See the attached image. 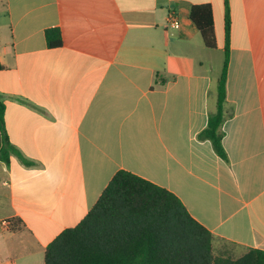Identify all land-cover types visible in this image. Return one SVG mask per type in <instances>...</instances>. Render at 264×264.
<instances>
[{"label":"crops","instance_id":"obj_1","mask_svg":"<svg viewBox=\"0 0 264 264\" xmlns=\"http://www.w3.org/2000/svg\"><path fill=\"white\" fill-rule=\"evenodd\" d=\"M226 3L223 160L199 134L217 109ZM202 4L214 50L190 20ZM0 63L7 135L30 162L0 161V264H45L119 171L176 195L213 249L264 251V0H0Z\"/></svg>","mask_w":264,"mask_h":264},{"label":"trees","instance_id":"obj_2","mask_svg":"<svg viewBox=\"0 0 264 264\" xmlns=\"http://www.w3.org/2000/svg\"><path fill=\"white\" fill-rule=\"evenodd\" d=\"M190 20L207 49L217 48L212 6L195 5ZM230 9L225 10V59L217 87V109L199 134L216 154L227 160L223 146L227 80L230 62ZM52 50L63 45L59 29L45 32ZM3 66L0 63V71ZM5 105L0 100V161L12 156L30 164L11 144L5 127ZM18 223L11 221L12 229ZM214 237L188 212L181 200L141 177L119 171L85 219L61 233L46 249L45 264H264V251L248 250L239 258L216 255Z\"/></svg>","mask_w":264,"mask_h":264},{"label":"rangeland","instance_id":"obj_3","mask_svg":"<svg viewBox=\"0 0 264 264\" xmlns=\"http://www.w3.org/2000/svg\"><path fill=\"white\" fill-rule=\"evenodd\" d=\"M215 250H214V253L217 255V254H219L221 251H225L224 252V254H222V255H225V253H226V255H231L232 257H234V258H238L239 257V253H237V252H234L233 250V248L231 247V246H222V245H218V247L217 248H214Z\"/></svg>","mask_w":264,"mask_h":264},{"label":"built area","instance_id":"obj_4","mask_svg":"<svg viewBox=\"0 0 264 264\" xmlns=\"http://www.w3.org/2000/svg\"><path fill=\"white\" fill-rule=\"evenodd\" d=\"M181 25V22L179 20V18L177 16H175L174 14L170 15V26L173 27L174 29H179ZM2 226L4 228H9L10 227V223L7 221L2 222Z\"/></svg>","mask_w":264,"mask_h":264}]
</instances>
